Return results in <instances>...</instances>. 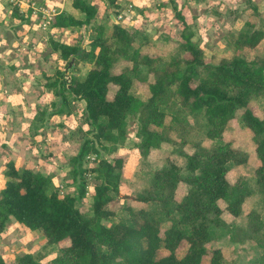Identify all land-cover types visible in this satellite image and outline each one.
Listing matches in <instances>:
<instances>
[{"label":"trees","instance_id":"16d2710c","mask_svg":"<svg viewBox=\"0 0 264 264\" xmlns=\"http://www.w3.org/2000/svg\"><path fill=\"white\" fill-rule=\"evenodd\" d=\"M101 1L107 6L108 22L97 26L87 45L83 40L87 27L97 21V6L94 0H72V9L58 14L51 26L57 32L48 42L51 48L42 47L50 53L41 51L30 62L40 64L38 81L46 90L33 92L34 100L43 93L55 98L49 106L36 103L37 113L29 122L30 135L39 138L30 143L37 150L31 157L45 163L30 167L25 162L21 167L6 144L2 146L9 157H0V233L11 222L38 231L55 253L47 264H237L225 255V248L216 245L222 237L230 243H255L261 251L248 264H264V52L238 54L254 51L264 42V25L227 32L233 53L215 63L206 59L188 22L179 17L183 30L171 49L177 54L164 60L149 51L153 42L146 28L111 19V14H120L125 7L120 0ZM4 4L10 11L4 27L14 32L23 24L32 28L35 18L30 12L20 13L17 7ZM150 6L155 12L165 3ZM83 26L86 32L79 41L61 36L70 29L72 37ZM78 52L68 82L67 68ZM10 55L12 60L0 63L1 68L14 72L30 67L28 58ZM88 61L90 68L75 76ZM141 87L150 95L138 96L135 92ZM253 102L259 104L262 116L251 108ZM75 109L81 111L89 133L80 128L74 141L69 138L74 133L58 140H69L63 154L76 149L67 160H57L59 167L68 168L63 191L56 182L63 179L57 178L60 169L46 162L59 158L51 142L65 126L63 122L48 125V117L70 121ZM237 116L252 133L255 146L253 188L244 175L230 179V171L244 166L250 157L226 138L228 125ZM131 121L136 123L133 148L120 156L117 149L126 146ZM48 136L53 138L47 142ZM164 147L180 156L182 163L170 156L157 162L156 153ZM102 151L112 152L113 158L102 157ZM89 155L96 156L91 165ZM135 167L146 171L149 180L141 191L122 196L125 173ZM89 187L91 201L86 207ZM257 194L262 210L256 202L246 210L247 199ZM123 197L131 204L122 218L107 205ZM0 264L8 263L0 256ZM15 264L45 263L25 252Z\"/></svg>","mask_w":264,"mask_h":264},{"label":"rangeland","instance_id":"374dc122","mask_svg":"<svg viewBox=\"0 0 264 264\" xmlns=\"http://www.w3.org/2000/svg\"><path fill=\"white\" fill-rule=\"evenodd\" d=\"M120 1L122 4H126L127 9L130 4L133 6L132 9H130L133 16H136L137 14L140 15L142 13L139 19L140 24L138 22L137 24L140 29L142 27L146 28V36L153 42V47L150 48L151 50L149 49V51L154 56H163L164 60H168L171 56L175 57L177 54L176 51H171V49L175 47V44L179 40L180 34L183 30V24L179 17L185 18L188 22L189 26L191 27V31L194 32V40L203 49L206 59L215 63H217L221 58L225 56L228 57L233 53L230 44L227 41V32L246 28V25H254L255 27H262L264 25V0H178L176 4L179 6L180 13L183 14V16L180 13L178 16L174 11V0H133L129 1L128 3H123V0ZM71 2L72 0H67L66 5L70 6ZM94 2V4L97 6V21H95L93 25L87 27L88 34H85L83 40L84 45L88 44L91 36L95 34V30L100 23L107 25L108 22V18L105 14V9L107 6L103 4L101 0H94ZM160 2L165 3V7H168L163 9L161 8L162 10L160 13H157V11L153 13L151 11L150 5H152V3L158 4ZM144 8L146 9L145 12L142 11V9ZM255 9L258 10V13ZM120 13L122 14V12ZM121 14L115 15L118 23H123L125 21H123L122 18H119ZM153 14H155V17H153ZM158 14L161 16L159 17ZM67 31L70 32V29L64 31L61 36L63 37V39L66 38L67 41L70 42L79 41L81 39L80 35L83 32H86L83 30V28L82 31L78 29V33L75 32V34H73V36L71 37ZM259 51L264 52V42L254 51L243 50L238 51V54L253 55L254 53H258ZM90 66L91 61L84 63L78 70L74 72V75L77 77L83 75L86 70L90 68ZM43 83H45V81H43ZM135 93L143 98V93L145 95H150L149 90L146 87H141V90H137ZM251 108L258 116H262L259 104L253 102L251 104ZM2 109L3 113L7 112L8 110L4 107H2ZM7 121L8 123H10L9 119ZM80 128L82 132L87 134L89 133V128L86 126V124L83 123L81 111H79V109H75V112H73L70 117L69 127H67L66 129H61V132L64 133L66 130L67 134L69 135L74 133L73 136L69 137L71 138V142L75 140V133H77ZM127 130L128 140L126 146H119L117 149V154L120 156L129 154L130 149L133 148L132 140L135 139L136 123H134V121H131L127 127ZM89 136L91 135L89 134ZM1 138L3 137H1L0 135V143L2 142ZM226 138L228 140H233L235 146L248 151V153L250 154L249 161L244 166L239 169L234 168L230 171V179H235L239 175H244L246 177L248 186H251L253 188L254 186L252 175L256 167V157L254 154L255 146L252 141V133L244 126L240 118L237 116V118L234 121L230 122V124L228 125ZM5 139L6 142H10L11 138ZM27 141L33 144L35 141H39V138L33 139L31 136ZM68 141V138L64 140L65 143H69ZM209 145L210 142L207 143V146ZM41 148H43L42 150L46 149L42 146ZM52 149L55 150L53 146ZM75 151L76 149L74 150L71 148V151H68V155L63 154L62 157H59L55 160L56 162H52L51 159L49 160V163L46 162L47 165L52 164V166H55L54 168L60 169V171H58L57 178L59 180L60 178L63 179L60 181H56L58 184L62 185V187H60V190H66L65 184L68 181L64 180V175L66 174L68 168L64 166L59 167L61 163H57V160L64 161L70 154H72V152ZM1 152H4L5 155L9 157L6 149L4 150L2 148ZM63 152L65 153V151ZM101 155L102 157L108 159L113 158V154L110 151H102ZM22 156L23 155H19V158H16L18 164L22 165L21 167H23L25 164ZM167 156L175 159L178 164H181L183 161L177 154H171L170 149H168L167 147H164L161 151L157 152L155 158L157 162H162ZM95 157L96 156L94 155L87 156V160L89 161L90 165L91 162L95 160ZM44 163L45 162H38V160L34 159L28 162L27 165L37 167L39 166V164ZM148 180V173L146 171H143V169L141 168L135 167L133 169L127 170L125 173L124 181L120 187L121 195L128 197L134 193L141 191L147 184ZM2 181L3 176L0 171V185L2 184ZM90 190L91 189L89 187V192L86 193V199L84 201L85 204H83L86 207L89 206L91 201ZM183 192L184 187L182 186L179 189L178 195L181 196ZM126 197L121 198L117 204H108L107 209L115 211L118 217H127L126 208L130 206L131 200ZM260 200H262V198H260L258 194L247 199L245 205L246 210H249V208L255 202L256 207H258L259 210H262ZM216 245L225 248V255L230 259L233 258L237 264H248L250 257L252 255L259 254L261 251L253 242H244L242 244H239L237 242L230 243V241L226 237H222V239L217 242ZM25 252H29L39 259H42L45 264H47L48 260L55 257L53 247L47 245L46 240L38 231L31 230L29 228L21 226L20 224L18 225L17 223H9L7 227L0 233V256L8 264H15L18 255Z\"/></svg>","mask_w":264,"mask_h":264},{"label":"crops","instance_id":"0c3cea01","mask_svg":"<svg viewBox=\"0 0 264 264\" xmlns=\"http://www.w3.org/2000/svg\"><path fill=\"white\" fill-rule=\"evenodd\" d=\"M3 1L4 0H0V63L5 62V64H8V62L12 60L10 59V53H12L13 56L17 58L21 56L23 57V59L28 58V64L30 67H27L24 71L19 69L17 71L12 72L7 68H1L0 66V135L1 137H3L1 138L2 142L0 143V157H6L5 153L1 152L3 148L2 146L6 144V147L10 150L13 157L18 159L19 155H23V161L30 162L33 160V157L31 156L33 155L34 151L37 152L35 147L31 146V144L27 141L31 137V126H29V122H31L35 118V115L37 113L34 108V105H36V103H43L44 105L49 106L53 101H55L53 95L46 93H43L41 99H39L38 101L34 100L32 95L33 92H35L36 90H42L44 92L46 90H43V86H40V81H38L39 77L41 76L40 64L36 63L35 65H30V62L34 61V58H36L35 56H38L41 51H44V48L42 47L46 46L45 49L51 48L50 45H48V42L51 38L56 37L57 32L55 29L51 28L47 31H43L37 20L34 21L31 29H29V27H31L30 25L23 24L21 29H18L16 32L9 31L10 29L8 27H4L5 25L3 24V22L9 17L10 11L9 8L5 6V1ZM38 1L45 2L48 5L55 7L58 10L59 14L62 11H69L72 9V2L70 6H67V0ZM124 1L125 3H128L129 1L133 0H123V3ZM102 3L105 4V2L103 1ZM124 6L125 7L122 11V14L120 13L123 21L125 20L122 24L125 26L127 25L131 28L138 26L137 22L140 24L139 19L142 13L140 15L137 14L136 16H133L130 11L133 6L130 4L129 6H131V8L128 7V9L126 4ZM162 9L155 11H157V13H160ZM145 10L146 9L144 8L142 11L145 12ZM108 11L109 13H111L110 9H108ZM19 12L25 13L26 11L19 9ZM112 16L116 18L114 14H111V19ZM160 16L161 15H159V17ZM153 17H155V14H153ZM29 41L33 43L32 47L30 48H28L27 46ZM44 52L45 54L50 53V51L48 50H45ZM15 61L18 62L17 59H15ZM62 63L63 62L60 61V64ZM67 75L68 71L66 72V76ZM40 83L42 84V80ZM16 87L20 88L18 92L15 91ZM10 91L14 94H11ZM60 103L61 102L58 101V108L60 106ZM2 107L8 109L7 112L3 113ZM8 119L10 120V123H8ZM60 122L64 123V129L69 127V120L64 121L61 118H58L57 120L56 117H48V125L53 124L54 126H58ZM63 128H59L60 133H55L54 138L52 136L51 138L48 136L47 139L48 142L50 141V139L53 138V141L51 143H53V147L55 149L54 152L58 154L59 157L63 156L61 154H63V150L68 145V143L58 141L60 140L61 136H67L66 130L64 133L61 132V129ZM5 138H11L10 142H6ZM41 146L44 147V145ZM16 162L17 165H19L18 161ZM30 167L33 166L30 165Z\"/></svg>","mask_w":264,"mask_h":264},{"label":"built area","instance_id":"2783aa9c","mask_svg":"<svg viewBox=\"0 0 264 264\" xmlns=\"http://www.w3.org/2000/svg\"><path fill=\"white\" fill-rule=\"evenodd\" d=\"M11 6H15L20 10L30 12L35 18L43 31H47L54 23L55 17L59 14L58 10L45 2L38 0H4ZM131 8V6H129ZM121 18V16H119Z\"/></svg>","mask_w":264,"mask_h":264},{"label":"water","instance_id":"95a60500","mask_svg":"<svg viewBox=\"0 0 264 264\" xmlns=\"http://www.w3.org/2000/svg\"><path fill=\"white\" fill-rule=\"evenodd\" d=\"M112 20L115 23H118V21L116 20V18L114 16H112ZM83 30L85 31V26H83ZM79 53L80 52H78L76 56H74V57L71 58V61H70L69 65H68V68H67V71H69L72 68V66H73V64L75 62V59L79 55ZM67 80H68V82H70V76L69 75H67Z\"/></svg>","mask_w":264,"mask_h":264}]
</instances>
